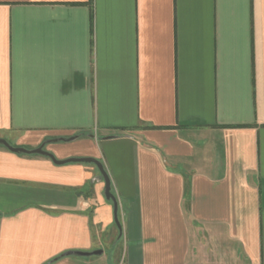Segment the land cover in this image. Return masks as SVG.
Masks as SVG:
<instances>
[{
	"label": "crops",
	"instance_id": "obj_1",
	"mask_svg": "<svg viewBox=\"0 0 264 264\" xmlns=\"http://www.w3.org/2000/svg\"><path fill=\"white\" fill-rule=\"evenodd\" d=\"M0 138L121 225L0 144V264H264V0H0Z\"/></svg>",
	"mask_w": 264,
	"mask_h": 264
},
{
	"label": "water",
	"instance_id": "obj_2",
	"mask_svg": "<svg viewBox=\"0 0 264 264\" xmlns=\"http://www.w3.org/2000/svg\"><path fill=\"white\" fill-rule=\"evenodd\" d=\"M0 144L4 145L5 147H7L9 150L13 151V152H18V153H38V154H43V155H47L49 156L55 163L58 164H63L65 162H91L94 163L96 165V167L98 168L101 177L103 178L104 181V195L105 198L110 200L112 202L113 205V215H114V221L115 224L117 226V229L119 231H121V225L120 222L118 220V215H117V211H118V203L116 200V197L114 196V194L111 192V185H110V178L107 174V172L105 171L102 163L100 161H98L95 158L92 157H71V158H67V159H56L55 156L44 150L43 149V144L39 145L36 148L33 149H25L23 147H16V146H12L10 145L6 140L0 138ZM102 250L101 249H97V250H93L92 252H81V251H70L67 252L66 254H73V255H77V256H82V255H88V254H99L101 253Z\"/></svg>",
	"mask_w": 264,
	"mask_h": 264
},
{
	"label": "rangeland",
	"instance_id": "obj_3",
	"mask_svg": "<svg viewBox=\"0 0 264 264\" xmlns=\"http://www.w3.org/2000/svg\"><path fill=\"white\" fill-rule=\"evenodd\" d=\"M102 193H101V195H102V200H103V202L104 203H108V205H109V211H108V221L110 222V227H115V228H117V226H116V224H115V221H114V215H113V205H112V202L110 201V200H108V199H106L105 198V195H104V185H103V187H102ZM103 249H104V252H108V249H109V245L107 244V243H104V245H103V247H102Z\"/></svg>",
	"mask_w": 264,
	"mask_h": 264
}]
</instances>
